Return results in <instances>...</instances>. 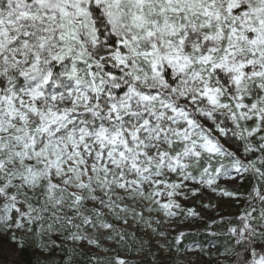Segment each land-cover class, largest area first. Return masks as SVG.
I'll return each instance as SVG.
<instances>
[{"label": "snow or ice", "instance_id": "obj_1", "mask_svg": "<svg viewBox=\"0 0 264 264\" xmlns=\"http://www.w3.org/2000/svg\"><path fill=\"white\" fill-rule=\"evenodd\" d=\"M0 264H264V0H0Z\"/></svg>", "mask_w": 264, "mask_h": 264}, {"label": "rangeland", "instance_id": "obj_2", "mask_svg": "<svg viewBox=\"0 0 264 264\" xmlns=\"http://www.w3.org/2000/svg\"><path fill=\"white\" fill-rule=\"evenodd\" d=\"M229 186H231V185H229Z\"/></svg>", "mask_w": 264, "mask_h": 264}]
</instances>
